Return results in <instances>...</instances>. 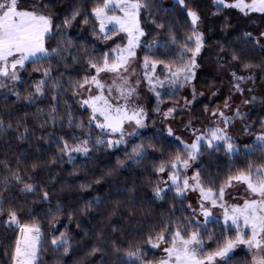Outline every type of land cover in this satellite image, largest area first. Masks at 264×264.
<instances>
[{"label":"snow or ice","instance_id":"1","mask_svg":"<svg viewBox=\"0 0 264 264\" xmlns=\"http://www.w3.org/2000/svg\"><path fill=\"white\" fill-rule=\"evenodd\" d=\"M177 2L182 6L185 5V0H177ZM216 4L218 7H234L245 15L250 12L264 14V0H230V2L216 0ZM44 6L42 4L39 8L35 6L25 8L20 0H0V89L5 90V98L12 93L17 101L23 100L28 106L37 105L34 113L29 114L25 111L23 116L17 119L14 131L17 133L18 140L31 144L36 132L44 130L49 125L53 129L57 125L60 128L79 129L81 135L76 136L72 131L64 135L46 131L37 138V141L47 140L45 149L48 151L55 146L54 155H50L47 159L39 156L31 158L29 153L21 151L12 160L7 158L0 160V222L9 229H13V226L19 229L14 242L0 248L3 264H38V253L43 248L41 228L38 223H21L19 213L24 211V206L12 202L15 199L13 193H25L51 203L50 192L39 179H34V176L39 177L40 170L45 167L51 168L58 163H72L76 159L75 153L88 157L96 147L105 145L108 148L126 146L125 156L127 160L135 164L149 155L150 148L155 147L151 141L146 143L141 140L130 144L127 139V137H139L141 135L139 129L146 127L145 109L135 103L138 95L137 85L140 81L139 79L132 81L131 75L135 69L130 71V66L135 60L136 49L140 47L141 38L146 36V28L141 23V10L150 8L147 0H96L95 6L86 10L96 22L94 34L107 40L110 35L122 32L127 42L123 45L114 43L113 47L101 55L89 56L87 66L92 71L79 79L72 76L65 78L68 56L62 55L61 52L62 48H67L71 43L70 39L66 44H58L55 48L47 44V39L53 35L54 22L51 13L42 11ZM186 14L191 18V31L183 36L182 43L169 26L168 39L152 40L144 45L147 51L142 60L143 76L157 99L156 111H160L159 104L163 102L165 95L170 98L179 88L190 84L195 79V69L199 67L197 57L205 44L204 33L198 28L201 17L192 9H186ZM78 16H82L79 8L73 10L70 16L64 17V28L71 27L72 21ZM83 19L85 23L88 22L86 15ZM152 23L157 28H165L163 21L153 19ZM56 27L59 28L60 25ZM244 37L247 44H252L264 51V43H261L264 41V32L259 33L258 36L245 32ZM161 48H172L175 52L165 51L163 58L159 55L147 54L152 49H157L159 53ZM72 51L74 52L75 49ZM54 57H59L64 62L65 72L53 74L56 68V65L52 63ZM72 59L75 61L76 57L73 56ZM231 60L236 62L238 68L245 70V74L235 69L230 72L234 90L243 94L246 89L242 85L246 81H253V83L255 81L252 70L260 68L264 71V64H255L250 59H246L243 52L236 50L231 52ZM42 62H46L47 66L34 69L40 73L39 78L32 82L30 90L22 91L21 87H18L25 83L24 77L20 75L21 70H25L28 63L40 65ZM158 65H161L163 72L166 73L163 78L156 74ZM102 73L111 74L110 79H102ZM166 86V92L157 90V87L165 89ZM93 88H95L94 94ZM67 89H72L73 98L79 102L81 108L91 110L86 122L73 113L67 101L63 102V108L60 107V97ZM49 94L51 100L47 107H40L39 102L47 98ZM196 95L195 85H192L193 99ZM256 99V96L251 97V101ZM184 101L186 105L191 103L186 97ZM224 107H229L227 102ZM175 111V106L169 107L163 116H170ZM29 115L34 118L36 127L30 126ZM213 115H218L224 126L221 127L218 122L205 132L196 135L191 144L181 140L183 151L177 149L167 161L161 160L155 166L157 173L168 175V181L160 177L153 186L154 198L161 200L165 199L168 191L173 189L175 198L180 200L185 198L188 190L199 189V213L205 219L201 221L198 216L195 219L185 217L182 222L164 223L158 230L147 233L142 242L131 238L125 242L123 248L113 241L114 251L117 254L123 253L118 255L121 264H216L218 258L222 259L223 264H227L230 253L238 244L247 245L249 249L257 251V255L253 257V264H264V163L247 161L243 168L234 167L230 169V174L223 178V183L216 187L212 186L211 180L208 181V186H205L199 169L194 171L192 177L187 175L191 161L198 158L202 147L209 151H219L223 147L229 154L240 151V146L234 142L235 138L228 133L227 127L235 118H243L246 113L241 112L237 107L232 116L226 115L223 110H214ZM126 124L133 127L131 132L125 128ZM261 126L264 127V120L261 121ZM93 127L100 131V135L84 131L85 128ZM248 127L250 125H245V130ZM10 129H13L11 120L6 121L0 117V133H6ZM167 133L169 136L173 135V129L170 126L167 128ZM114 136L118 138L114 139ZM255 145V147L245 145V154L254 156L258 152L264 153V132L256 134ZM25 156H29V159H24ZM118 164L121 167L128 166L119 159ZM29 168L33 170L32 174H28ZM235 183H243L250 196L244 200L243 204L228 205L224 200L225 191ZM86 187L90 185H81V188ZM99 202V197H96L86 202L81 210L87 211L93 203ZM217 206L223 210V230L219 233L220 236H224L222 241L214 239L207 228V224L211 222L212 209ZM188 208L193 214L197 212V209L192 208L191 203L188 204ZM60 213L59 207L54 212L49 209V214L53 215L54 219ZM200 228L204 231H199ZM231 229H234V235L225 236V232ZM245 229L250 230V234ZM205 233L208 234L207 239L215 244V247L210 250H205L204 247ZM50 243L55 250L63 248L65 253L70 250L67 231L60 232L58 236L52 235ZM162 243L166 245L163 256L158 260L145 259L146 249L143 245H149L155 249ZM99 244L100 247L93 246L92 253L107 247V241L103 239L99 240Z\"/></svg>","mask_w":264,"mask_h":264},{"label":"trees","instance_id":"2","mask_svg":"<svg viewBox=\"0 0 264 264\" xmlns=\"http://www.w3.org/2000/svg\"><path fill=\"white\" fill-rule=\"evenodd\" d=\"M198 1L201 2V5H198ZM212 1L185 0V5L182 6L179 3H170L168 0H147L150 8L142 9V21L146 28V36L139 49V56L143 59L147 51L144 45L149 41L168 39L169 26L172 27L177 39L181 40L182 43L183 36L191 31V18L186 14V9L195 10L199 14L204 12L203 15H208L210 19H214ZM95 2L96 0H41L38 4L33 5L37 8L42 4L45 5L42 11L51 13L53 16V35L47 39L49 47L55 48L58 44H66L69 39L71 41L67 48H62L61 52L62 55L68 56L66 72L64 62L59 57H54L52 60V63L56 65L53 71L54 75L65 72V78L72 76L79 79L92 71L87 66L89 56L101 55L113 47L114 43L125 44V36L120 33L110 35L107 40L101 39L98 34H94L96 22L86 10L95 6ZM33 6L24 7L32 8ZM77 8L80 9L82 16L73 20L71 27L64 28L63 18L70 16L72 11ZM219 12L223 17L219 21L218 29L224 33L215 35L210 40L211 42H208V45H212L213 50L224 57L225 63H228V66L237 72L245 74V70L238 68L236 62L231 60L233 50L243 52L245 58L250 59L255 64H264V51L245 42V29L239 27L229 33L226 9L220 8ZM85 15L88 20L87 23L83 19ZM153 19L165 22V28H157L152 23ZM56 25H60V27L57 28ZM72 49L75 51L73 52ZM165 51L174 53L175 49L161 48L159 53L157 49H152L147 54L149 56L159 55L160 58H163ZM73 56L76 57L75 61L72 59ZM46 66V62H42L40 65L28 63L26 69L20 72L25 83L22 86L18 85V87H21L22 91L24 89L30 90L32 82L40 76V73L34 69ZM252 72L255 76V83L264 89V71L255 68ZM216 84H218V80L215 79L214 75L207 74L198 79L199 87L207 91L216 88ZM4 92L5 90L0 89V117L6 121L11 120L13 129L6 133H0V160L5 158L12 160L21 151L29 153L31 158L39 156L47 159L50 155H54L55 146L48 151L45 149L47 140L37 141V138L46 131L60 135L72 131L76 136L81 135L79 129L60 128L59 125L53 129L49 125L44 130L36 132L31 144L18 140L16 138L17 133L14 131L17 119L22 117L25 111L29 114L34 113L37 105L28 106L23 100L17 101L12 93L5 98ZM60 99L61 108H63V102L67 101L76 116L85 122L88 120L90 112L79 108L78 101L73 98L72 89H67ZM179 99L178 93L170 98L167 95L163 97L166 104H180ZM50 100L51 95L49 94L47 98L39 102V106L46 108ZM212 105L206 101L195 105L193 110L195 111L194 122L205 126L208 123L206 109ZM246 116L248 117L245 118ZM28 119L31 122V127L37 126L31 115ZM244 119L250 121L253 131H264V127L261 126V121L264 120V98L261 109L251 113L246 112ZM84 131H91L93 135H100V131L95 127L85 128ZM141 140L146 143L151 141L155 147L150 148L148 150L149 155L139 163L134 164L127 160L126 149L120 147L112 149L105 145L96 147L88 157L75 153L76 159L72 163H58L51 168L45 167L40 170L39 177L34 176V179H39L50 192L51 203L25 193H13L15 199L12 203L24 206V211L19 213L21 223H38L43 233V248L38 253V264H121L118 255H123V253L117 254L114 251L113 241L123 248L125 242L131 238L142 242L147 233L158 230L159 226L164 223L182 222L185 217L195 219L194 214L188 208L190 202L187 196L183 200L176 199L173 189L168 191L165 199L161 200L154 198L153 192V186L161 176V173L155 171V166L161 160L167 161L177 149L183 151V146L162 131L143 134L138 142ZM238 145L240 151L234 154L227 153L223 147L219 151L201 148L195 170H200L205 186H208L209 180L213 182V187L223 183V178L230 174V169L234 167L243 168L247 161L264 163V153L258 152L254 156L245 154L244 146L255 147V141ZM24 159H29V156H25ZM57 159L59 160V158ZM118 159L128 166L121 167L118 164ZM53 168L54 170H52ZM74 169L75 171H73ZM27 171L28 174L33 173L31 168ZM49 177H53V179H49ZM82 184L90 185V187L81 188ZM96 197H99L100 202L98 204L93 203L87 211L81 210L86 202L92 201ZM57 207L61 209V213L56 215L54 219L53 215L49 214V209L54 212ZM207 228L211 231L214 239L221 241L224 239V236L219 235L223 230V222L212 220L207 224ZM198 230L204 231L203 228ZM65 231H67L70 240V250L67 253L63 251V248L55 250L50 243L52 235L58 236L60 232ZM18 234V228L9 229L0 222V248L12 244ZM207 235L205 233L204 247L205 250H210L215 247V244L207 239ZM228 235H234V229L225 232V236ZM100 239L107 241V247H102L101 251L92 253L93 246H101L99 244ZM143 246L146 249L145 259L158 260L161 257L156 249L149 245ZM0 264H3L2 256H0ZM227 264H253V257L249 252H242L230 257Z\"/></svg>","mask_w":264,"mask_h":264},{"label":"rangeland","instance_id":"3","mask_svg":"<svg viewBox=\"0 0 264 264\" xmlns=\"http://www.w3.org/2000/svg\"><path fill=\"white\" fill-rule=\"evenodd\" d=\"M23 1V2H22ZM41 0H21V4L23 6H33L38 4ZM170 3H178L177 0H168ZM230 2V1H229ZM212 12L215 14L214 19H210L208 15L199 14L201 19L198 22V28L200 31L204 33V40L205 44L200 53L197 57V63L199 67L195 69V79L191 81L190 84L184 85L182 88L176 92L180 96V104L171 103L166 104L163 100L162 103L159 104L160 111H156L157 106V99L152 92L151 88L148 86L146 79L143 76V66H142V57L139 56V49L141 47L142 41L145 40V37L141 38L140 47L136 49V57L133 63L130 66L131 69H135L134 73L131 75L132 81H136L139 79L140 83L137 85V93L138 95L135 98V103L141 105L146 112V119L145 124L146 127L143 129H139L141 135L147 134L153 131H162L166 135L167 128L170 126L173 129V135L170 136L171 138L175 139L177 142L185 141L191 144L196 135L205 132L209 127L215 126L218 122H220V117L218 115H213L214 110H223L226 115L232 116L235 112V109L239 107L240 111L243 113L252 112L254 110L258 111L261 109L262 106V99L264 98V89L261 85L253 83V81H246L242 86L245 87L246 91L241 94L236 92L232 85V77L230 75L231 67L228 66V63H225L224 57L219 53L213 50V46L208 45V42L214 38L215 35H222L224 32L219 31L218 25L219 21H221L222 14H220L219 9L225 8L226 9V18L228 22V32H233L236 28L243 27L246 32H251L254 36H258L259 33L264 32V14L258 12H250L247 15L242 13L239 9L234 7H227V6H217L216 0L212 1ZM198 5H201V2L198 1ZM141 23L143 26L142 21V10H141ZM125 36L124 33H120ZM126 40V36H125ZM127 42V40H126ZM125 42V43H126ZM264 43V41H261ZM210 46V47H209ZM239 72V71H238ZM244 74L242 72H239ZM156 74L163 78L166 75L165 72L162 70V66L158 65L156 69ZM214 75L215 79L218 80V84H216V88L212 91H207L199 87L198 79L204 75ZM111 74H101V78L105 80H109ZM192 85H195L196 88V98L193 99L192 97ZM251 89V91H247V89ZM157 90L163 92L167 91V86L165 89ZM82 91V90H81ZM95 93V88H93V94ZM256 96L257 99L255 101H251V97ZM187 98L188 101H191L190 104H185L184 98ZM244 100H249V103H244ZM208 102L209 104H213L211 107H208L207 110V121L208 123L203 126L200 125L198 122L195 121V111L194 107L198 103L201 102ZM225 102L228 103L229 107L225 108ZM79 104V102H78ZM175 106L176 111L173 112L170 116H163V113L169 107ZM79 108L81 110H88L91 114L90 109L81 108L79 104ZM246 116L245 118H247ZM245 125H250L247 130H245ZM220 126L223 127V123L220 122ZM125 128L131 132L133 127L126 124ZM251 123L249 120H245L243 118H235L232 123H230L227 127L228 133L235 138L236 144H249L255 141V136L258 131H253ZM264 130V128H263ZM264 132V131H263ZM140 135V136H141ZM139 137H127L129 143L138 142ZM169 136V135H168ZM114 139H117L118 136H114ZM179 138V139H177ZM203 143V142H202ZM181 144V143H180ZM182 145V144H181ZM117 147L126 149V146L119 145ZM116 149V147L112 148ZM199 157V156H198ZM198 161V158L191 161V167L187 169V175L189 177L193 176L195 171V166ZM165 181H168V175L166 173H161V176ZM191 183V180H190ZM163 187V185H162ZM189 198V202L192 205L193 209H197V212L194 214V217H199V220L203 221L205 218L203 215L199 213V199H200V192L199 189L195 190H188L186 195ZM250 193L246 190V186L243 183H235L232 187L226 188L224 200L227 202L228 205L231 204H243L246 198H249ZM207 203V202H206ZM193 214V213H192ZM219 218L220 222H223V210L217 206L212 209V220H217ZM13 228H16L13 226ZM233 230V229H231ZM245 231L249 232L250 230L245 229ZM166 247L165 244H161L159 248H155L161 256L164 255L163 249ZM242 252H249L252 257L257 255V251L255 249H249L247 245L238 244L230 253V257L235 256L236 254ZM39 257V255H38ZM216 264H223L222 259L218 258Z\"/></svg>","mask_w":264,"mask_h":264}]
</instances>
